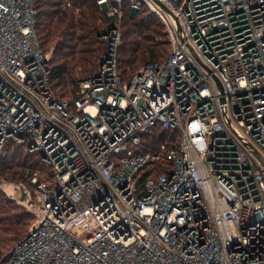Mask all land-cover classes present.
I'll use <instances>...</instances> for the list:
<instances>
[{
  "label": "built area",
  "instance_id": "built-area-1",
  "mask_svg": "<svg viewBox=\"0 0 264 264\" xmlns=\"http://www.w3.org/2000/svg\"><path fill=\"white\" fill-rule=\"evenodd\" d=\"M97 4L117 22L71 102L50 86L34 0H0V154L14 142L47 168L31 185L0 175V192L38 210L0 264H264V0ZM127 5L147 7L170 42L130 78ZM156 128L177 146L143 150ZM146 168L160 173L139 179Z\"/></svg>",
  "mask_w": 264,
  "mask_h": 264
},
{
  "label": "trees",
  "instance_id": "trees-1",
  "mask_svg": "<svg viewBox=\"0 0 264 264\" xmlns=\"http://www.w3.org/2000/svg\"><path fill=\"white\" fill-rule=\"evenodd\" d=\"M34 6L37 11L34 30L43 52L46 54L45 48L51 44L56 46L57 62L50 64V86L61 98L73 102L78 96V82L96 75L100 56L106 50L99 37L114 27L117 18H108L99 9L97 0H34ZM169 52L170 42L163 33L162 21L147 7L136 11L127 5L122 15L118 50L123 76L130 78L150 61H163ZM68 93L72 95L69 99L64 97ZM178 140L176 132L156 128L144 135L142 149L156 151L162 144L172 148L177 146ZM169 166L165 152L157 167L167 174ZM44 168L39 152H30L27 147L14 142L7 144L0 154V175L8 181H23L31 185L32 177L44 173ZM159 173L146 168L141 171L139 179L155 177ZM2 208L0 257L10 249H5L6 246L14 241L16 244L26 236L23 234L27 226L15 209ZM8 234H12L11 237L8 238Z\"/></svg>",
  "mask_w": 264,
  "mask_h": 264
},
{
  "label": "rangeland",
  "instance_id": "rangeland-1",
  "mask_svg": "<svg viewBox=\"0 0 264 264\" xmlns=\"http://www.w3.org/2000/svg\"><path fill=\"white\" fill-rule=\"evenodd\" d=\"M163 24V22H162ZM163 33L165 34V38L167 40V33H166V27L165 25L163 24ZM101 37V36H100ZM99 37V38H100ZM101 39V38H100ZM102 41V39H101ZM103 42V41H102ZM104 43V42H103ZM105 44V43H104ZM45 52H46V55L49 57V61H50V64L51 63H56V54H55V51H56V46L55 44H51L49 45L47 48H45ZM80 82H78V86L77 88L79 89V85ZM58 91L59 88H57ZM64 97H66L67 99L71 98L72 95H70V93H68V95H65ZM43 172H47L46 171V168H44V170H42ZM5 181L7 182H15V181H8L6 178H4L3 176H1ZM6 191L9 195L11 196H14V191H13V188L10 187V186H6ZM1 202L2 203H5L3 205H1ZM2 207H6V208H13L15 209V212L16 213H19L20 215H22V219H23V223L27 226L25 227V233L23 234V236L27 235L30 231V229L33 227V225L36 223L37 219H38V210L36 207H33V208H30V207H27V206H24V205H19L17 204L15 201H13L12 199H10L4 192H0V216L2 215L1 212H2ZM12 234H8L7 237H11ZM22 236V237H23ZM15 244V241L14 242H11L8 246L5 247V249H8V248H11L13 245Z\"/></svg>",
  "mask_w": 264,
  "mask_h": 264
},
{
  "label": "water",
  "instance_id": "water-1",
  "mask_svg": "<svg viewBox=\"0 0 264 264\" xmlns=\"http://www.w3.org/2000/svg\"><path fill=\"white\" fill-rule=\"evenodd\" d=\"M220 88L222 89V86H221V85H220ZM25 197H26V194L23 193V195H22V197H21V200H22V201L25 200Z\"/></svg>",
  "mask_w": 264,
  "mask_h": 264
}]
</instances>
